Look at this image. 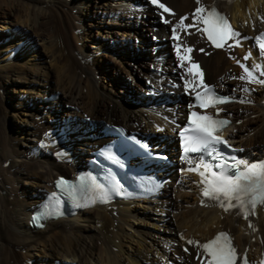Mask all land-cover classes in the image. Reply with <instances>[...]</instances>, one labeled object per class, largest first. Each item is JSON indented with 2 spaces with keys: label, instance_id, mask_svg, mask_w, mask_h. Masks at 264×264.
Instances as JSON below:
<instances>
[{
  "label": "bare ground",
  "instance_id": "obj_1",
  "mask_svg": "<svg viewBox=\"0 0 264 264\" xmlns=\"http://www.w3.org/2000/svg\"><path fill=\"white\" fill-rule=\"evenodd\" d=\"M91 1L0 0V264H28V261L33 264H201L200 254L195 249L182 250L181 236L189 238L188 235L193 234L207 239L218 230L227 229L234 233L237 243L251 249V256L264 251V212L258 211L247 219L238 217L235 212L225 214L203 207L196 183L175 188L174 181L164 195L154 201L114 203L109 208H94L73 218L50 222L43 230L29 227L30 212L53 190L54 179L59 175H74L83 168L91 152L112 140L101 133L100 122L118 119L129 131L147 134L160 147L166 146L173 153L177 145L175 130L184 122L185 107L190 102L189 99L183 103L175 100L173 104L162 101L163 96L169 98L167 92L173 90L168 87L170 79L176 77L171 76V70H180L177 66L171 67L175 54L190 60L200 84L216 83L224 92L254 102L255 106L226 107V115L235 118L238 146L264 156V52L259 47L264 43V0H237L224 8L239 35L221 51L209 47L202 36L201 24L193 20L194 10L199 6L196 0H159L168 12L154 8L145 0H118L119 9L112 7L108 0H93L94 16L101 23L116 15L129 18V28L121 34L129 47L133 33L147 31L157 37L160 33L169 37L170 27L153 23L157 16L173 20L175 24L182 15H187L185 26L177 32L176 49L169 46L172 58L161 60L163 52L155 55L150 52L148 58L155 72L142 71L144 60H139V71L151 83L150 87L141 84L139 88L160 97H146L148 100L135 97L125 101L106 96L109 95L107 85L98 73L100 69H107L104 55L81 51L82 56L74 55L76 49L70 34L77 33V42L82 39L81 35L91 38L93 34L91 30L86 31L85 18L81 17L85 5ZM124 1L132 2V6ZM206 2L210 0H201L203 6ZM131 15L145 24L150 21L153 24L141 30L136 20L130 19ZM51 24L55 26L60 50H55L53 38L49 36L53 32L48 34L44 30L45 26L50 29ZM114 39L105 33L99 51L108 46L105 41ZM117 40L114 42L119 43ZM37 46L41 47L40 53L36 52ZM140 47L148 48L142 44ZM247 52H251L252 57L245 62L242 56ZM42 54L46 55L45 61L41 60L43 56L39 58ZM234 60L239 62L238 67L233 66ZM241 65L253 74L251 79ZM77 70L81 74L78 75ZM139 71L131 73L137 78ZM3 78L13 84L20 82L29 89L26 95L17 96L13 104L26 113V118H21L18 124L22 131L18 141L11 140L4 127L3 114L7 106L3 103L5 91L10 89L1 82ZM244 89L250 92L246 94ZM56 92L62 93L58 94V101L47 100ZM63 104L70 108L64 109ZM73 107L81 108L83 125L73 118L77 116ZM37 117L41 122H36ZM68 127L79 131L68 136V145L73 147L75 140L81 137L84 146L82 160L73 157L71 164L59 163L38 146L48 130ZM166 172L177 178L172 169ZM21 182L29 183L30 188L20 187ZM32 194L36 195L35 199ZM153 215L164 225L155 226L158 230L163 227L161 233L146 228L153 221ZM17 251L25 254L21 257Z\"/></svg>",
  "mask_w": 264,
  "mask_h": 264
},
{
  "label": "snow or ice",
  "instance_id": "obj_2",
  "mask_svg": "<svg viewBox=\"0 0 264 264\" xmlns=\"http://www.w3.org/2000/svg\"><path fill=\"white\" fill-rule=\"evenodd\" d=\"M151 3L156 4L157 0H151ZM196 4L199 5L195 8L193 13V20L202 24L203 33L207 34V37L212 41L216 47L223 46L224 41L229 38L237 37L239 34L234 31L227 18L220 14L215 8L207 10L202 4L201 0H196ZM163 8L165 12H168L163 4L158 5ZM186 18L182 17L180 23L176 27H184V20ZM169 20H165L164 23H169ZM173 33L176 32V28L172 29ZM262 52H264V43L259 45ZM191 51V49H189ZM201 51H203L201 49ZM248 56L244 57L247 59ZM183 60V57H181ZM244 71L248 74V78H252V73L249 69L243 65ZM192 68L188 69L191 72ZM264 74V73H262ZM245 77H241L244 79ZM208 87V86H205ZM196 101L201 108L210 106L213 102H228L226 99L213 98L209 93H205L203 96L200 94L196 95ZM228 121H217L212 117L197 115L195 112L192 113L189 122V128L185 131H189L190 134L185 135L181 132V137L183 140L184 151L187 153H201L208 152V155H213L215 145L226 143L223 141L219 135L216 133L220 130L217 125L226 126ZM142 148L147 149V145H141ZM146 155H151L150 152H146ZM110 159L115 158L111 154ZM163 158V157H161ZM123 167V165H121ZM205 171L201 173L204 177V190L202 195L206 198L212 200L223 201L221 207H225L227 202L228 208L232 207V202H236V206L240 209H245L250 207L255 209L257 203L264 204V163L252 164L250 166H245L244 170L241 171L239 168L232 174L224 171V166L216 164L214 167L204 166ZM219 169V171L214 170ZM57 186L61 187L68 195H70L74 200L77 199V194L79 193H92V199H99L100 202H107L109 198L110 191H115L118 187L113 185L111 190L106 189L102 184L98 183L95 178H91L90 183H85L84 179L81 178V184L79 189L77 187L63 179L58 180ZM56 198V193L51 194L50 200ZM50 205H45V210L35 216L33 219L39 220L43 219L45 216L51 218L49 212ZM245 218L248 213H244ZM42 226V225H41ZM188 243H194L189 240ZM204 254L207 257L206 264H235L236 262V250L231 244V240L226 233H219L214 239H211L201 245Z\"/></svg>",
  "mask_w": 264,
  "mask_h": 264
},
{
  "label": "rangeland",
  "instance_id": "obj_3",
  "mask_svg": "<svg viewBox=\"0 0 264 264\" xmlns=\"http://www.w3.org/2000/svg\"><path fill=\"white\" fill-rule=\"evenodd\" d=\"M145 1L147 3H150L148 0H145ZM99 2H103V1L99 0ZM124 2L125 3L127 2V4H128V1H124ZM108 3L116 9H119V7H120V1H118V0H108ZM128 5L132 6V2H131V4H128ZM94 12H95V4L93 3V0H92L89 4L85 5L83 14H81V17L85 18L84 25L86 26V31H89V30L93 31L91 38H84L85 36L83 34V35H81L82 39H80L77 42V40L79 39L78 36H76L77 33L72 32L70 34V37L72 36L71 41L73 43L74 48L76 49V51H74V55L76 57H78V55L81 52H86V53L91 52L93 54L104 55V57H106L107 69L106 70L100 69L98 71V73H99L100 77L102 79H104L105 84L107 85L106 93L109 94V95H106L107 97L116 98V99H119L121 101H125L126 99H134L135 97H140L142 100H148L146 98L147 97L146 92H144L143 90H141L139 88V86L141 84L144 85V84H146V81H148V79H146L147 77L144 76L139 71V67H140L139 60L140 59L144 60L143 64L141 65L142 71L147 72V71H151V68H155L154 66H151V64H153V63L150 62V60L148 58V54H150V52H151V50L149 49V46H152V45H150L149 41H151V37L157 36V35H153L152 33L147 32V31H145V34L140 33V32L137 34L133 33L134 36H131V39H130V41L132 42V45L129 47L128 43L126 41L122 40L123 36L121 35L126 29L129 28L128 23H127V20H129V18L116 15L114 18H109V20H105V22L101 23V21H99V19L95 18ZM164 18H166V17H164ZM130 19L136 20V23L140 27L141 30H143V27H146L148 29L150 27V25H152L155 22L158 24L159 23L158 21L160 20L159 16H157L156 19L154 20V22L152 23L150 21L151 18H149L150 22L145 24L142 21V19H138L136 17V15H131ZM110 20H114L113 23ZM258 20L260 21L261 18L258 17ZM101 24H102V26H101ZM50 26H51L50 29H49V26L48 27L45 26L44 30H46L45 32H48V34H49V32H53V33H50L49 36L50 37L52 36L51 38H53L52 41L54 43L55 50H60V47L57 44L58 37H56L57 35H56V32L54 31V30H56L55 26H53V24H51ZM79 26H82V24L80 23ZM104 32L110 34V36H114V38H115L114 41H116V39L118 38L117 41H119V43H116L114 41L110 42V40H107L105 42L108 44V46L106 48H103V50L101 49L99 51L100 43L104 40V37H105ZM141 44L144 46H148V48L147 47L146 48L140 47ZM133 45H137V47L133 48ZM39 47L40 46H37V51H36L38 53H40V49H41V47L40 48ZM66 55H68L67 52H66ZM40 56L41 57L43 56L42 57L43 59H41V60L45 61L46 55H44V54L39 55V58H41ZM79 56H82V55L80 54ZM180 56H182V55H180ZM236 60L233 61V66L238 67L239 62ZM236 62H237V65H235ZM61 64H62V60H61ZM54 70H55V68H53V79L56 77V73ZM132 70L139 71V73H138L139 75L137 78H135L134 75H132V73H131ZM44 71L48 72V69L44 68ZM51 73H52V67H51ZM77 73H78V75L81 74L80 70H77ZM82 77L84 78L85 76L83 75ZM1 82L5 86H7L8 89H10V90L5 91L6 94H5V97H4L5 100L3 103L4 107L7 106L6 107L7 111L3 114V120L5 122L4 127H5V129H7L8 133L10 135V139L18 141V140H20V138L22 136L20 134L21 129L19 128L18 124H19L21 118H26V115H25L26 113H25V109L15 108L14 105L17 102L16 97L17 96L21 97V96L26 95L27 94L26 92L29 89H28V87L24 86L20 82L13 84L12 82H7V80L4 78L1 79ZM21 86H24L23 90L21 89ZM86 92H87V88L83 90L84 95H86ZM56 94L62 95V93H60V92H56ZM80 103H81V101H80ZM62 106L64 109L70 108V107L66 108V105H64V104ZM80 107H81V104H80ZM80 107H79V110L76 107H73L71 109L73 112H75L77 114V116L74 115L73 118L80 125L81 124L83 125L82 120L80 118L81 117V111H80L81 108ZM16 110H21L22 112H20V111L17 112ZM14 112H16V113H14ZM16 121H18V122H16ZM36 122H41V118L37 117ZM109 122L120 124L118 119H113L112 121H109ZM94 124H95V121H94ZM99 127H100V123H99ZM25 136H26V134L23 135V137H25ZM72 150H73V157H75V158H77V160L81 161L82 158L84 157V153H83L84 152V146L82 145V141L79 142L76 139L75 143L73 144ZM19 186L30 188L29 183H22L21 182V183H19ZM34 196H36V195H33V194L31 195V197H33L35 199L36 197H34ZM153 216H154V219H152L153 221H151L150 225L147 226L146 228L150 232L161 233L163 227L161 230L156 229V227L157 226L158 227L164 226V225H163L162 221L156 220L157 215H153ZM141 225H143V223ZM157 237H158V235H157ZM17 253L21 257L23 256V254H25L24 251H17ZM26 263L27 262H23L22 264H26Z\"/></svg>",
  "mask_w": 264,
  "mask_h": 264
}]
</instances>
